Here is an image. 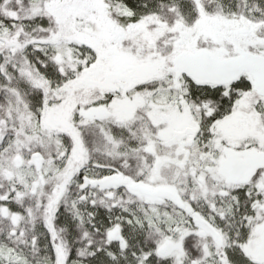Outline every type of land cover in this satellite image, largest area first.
<instances>
[{
    "label": "snow or ice",
    "instance_id": "1",
    "mask_svg": "<svg viewBox=\"0 0 264 264\" xmlns=\"http://www.w3.org/2000/svg\"><path fill=\"white\" fill-rule=\"evenodd\" d=\"M0 264H264V0H0Z\"/></svg>",
    "mask_w": 264,
    "mask_h": 264
}]
</instances>
